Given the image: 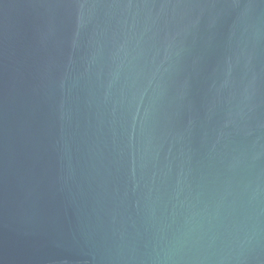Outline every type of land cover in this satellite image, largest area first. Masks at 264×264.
I'll use <instances>...</instances> for the list:
<instances>
[{"label":"water","instance_id":"95a60500","mask_svg":"<svg viewBox=\"0 0 264 264\" xmlns=\"http://www.w3.org/2000/svg\"><path fill=\"white\" fill-rule=\"evenodd\" d=\"M0 264H264V0H0Z\"/></svg>","mask_w":264,"mask_h":264}]
</instances>
